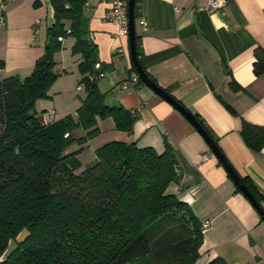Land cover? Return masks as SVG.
Listing matches in <instances>:
<instances>
[{"label":"crops","instance_id":"1","mask_svg":"<svg viewBox=\"0 0 264 264\" xmlns=\"http://www.w3.org/2000/svg\"><path fill=\"white\" fill-rule=\"evenodd\" d=\"M207 1L136 0L138 60L158 87L202 120L230 166L263 196L264 208V146L250 150L239 133L242 121L264 126V72L255 75L253 71L254 50L264 49V0H225L218 12L229 25L207 11ZM107 7L103 0H90L86 6L89 37L104 71L97 88L107 105H121L135 119L129 132L115 129L111 118L97 119L98 134L110 133L102 144L134 142L158 153L164 150V142L173 148L179 178L167 191L186 203L201 224L196 264L215 257L228 264H264V221L237 190L204 138L141 80L130 88L122 86L137 73L132 68L128 35L104 19ZM52 13L48 0H0V80L11 75L22 79L31 73L43 53ZM61 43V50L54 54L58 76L47 98L59 97L62 106L60 111L58 106L48 110L50 120L42 114L45 122L56 114L75 113L86 96L77 67L81 57L71 53L74 38H63ZM81 90L84 96L77 101L74 91ZM69 98L72 103L63 106ZM84 133L76 131L78 136ZM77 148L72 144L66 151ZM202 154L206 160H200Z\"/></svg>","mask_w":264,"mask_h":264},{"label":"trees","instance_id":"2","mask_svg":"<svg viewBox=\"0 0 264 264\" xmlns=\"http://www.w3.org/2000/svg\"><path fill=\"white\" fill-rule=\"evenodd\" d=\"M48 1L53 24L31 73L0 80V256L21 229L30 232L0 264H196L202 227L189 206L167 191L179 178L175 152L167 142L158 153L134 142L109 141L82 168L77 155L99 133L97 119L111 118L115 129L129 132L135 118L121 105H107L97 88L100 78H90L104 71L89 37L86 0ZM69 36L74 38L71 53L81 57L77 67L86 96L73 115L41 123L34 103L47 97L57 78L54 54ZM254 56L253 71L259 75L264 49L255 48ZM77 130L85 133L78 136ZM239 133L250 150L264 146V126L242 121ZM72 144L79 148L67 152ZM238 175L262 207L263 196ZM177 213L185 233L175 235L172 226L146 234L160 219L174 221ZM206 264L228 263L215 257Z\"/></svg>","mask_w":264,"mask_h":264},{"label":"water","instance_id":"3","mask_svg":"<svg viewBox=\"0 0 264 264\" xmlns=\"http://www.w3.org/2000/svg\"><path fill=\"white\" fill-rule=\"evenodd\" d=\"M134 5L135 0H127V24H128V39H129V48L132 63L135 67V71L139 79L152 90H154L159 96L168 101L172 106H174L178 111H180L187 120L194 126V128L200 133V135L204 138L206 143L208 144L210 150L219 160L221 165L225 168L229 177L238 188V190L247 198V200L252 204L260 218L264 221V209L260 206V204L254 199L252 193L249 191L245 183L242 181L241 177L237 174V172L230 166L227 162L224 155L221 153L214 139L208 134V132L204 129V127L198 122V120L194 117V115L188 111L184 106H182L179 102H177L172 96H170L164 89L158 87L156 83L149 77V75L144 71L140 62L138 60V56L136 54V39H135V25H134ZM213 16L215 18L221 19L229 25V22L223 19V15L221 13L214 12ZM61 39V38H59ZM36 118L41 122L45 123L43 115L39 114ZM30 235V232L23 228L21 231L12 239L8 240L7 247L3 251L0 256V261H4L10 257V255L17 249L18 245L24 242V240Z\"/></svg>","mask_w":264,"mask_h":264},{"label":"rangeland","instance_id":"4","mask_svg":"<svg viewBox=\"0 0 264 264\" xmlns=\"http://www.w3.org/2000/svg\"><path fill=\"white\" fill-rule=\"evenodd\" d=\"M83 96H84L83 90L74 91V97L76 98L77 101H80V99ZM39 100H41V102H39ZM71 101L72 100L70 98L68 101L65 100L63 106L66 104V102L70 105L72 103ZM73 105H75V103H73L72 106H69V108H67V109H71V107H74ZM57 106H58L59 111H60L62 103H61V100L59 97H53L51 99L45 97V98L37 99L35 101L34 110H36L37 113L43 114L46 119H49V116L47 113L48 110H50L52 108L57 110ZM73 112H69V113L71 115H73L74 114ZM68 114L66 113V114H63L62 116L61 115L57 116V114H56L54 116V118L51 120L52 121L59 120ZM109 135H110L109 132L104 131V132H101L100 134H97L96 136H94V137H92L86 141L85 145L82 146L83 148L78 153V157L82 163V168H85V167L92 164V162L95 160L94 151H95L96 147L98 145L102 144L104 141H106V139H107L106 137H108ZM180 217H181V215L179 213H177L174 217L175 218L174 221L172 219H170L169 217L166 219H160L155 225H153V227H150L146 231V234L151 235L155 232H160L161 230L167 229V228L172 227V226H174V228L172 230H173V233L175 235L183 234L186 232V229H185V227H183L182 221H178V219H180Z\"/></svg>","mask_w":264,"mask_h":264},{"label":"built area","instance_id":"5","mask_svg":"<svg viewBox=\"0 0 264 264\" xmlns=\"http://www.w3.org/2000/svg\"><path fill=\"white\" fill-rule=\"evenodd\" d=\"M9 0H7L8 2ZM90 0H86L85 6L88 5ZM108 3V7L104 14V19L114 22L119 26V32L122 34H127L128 24H127V0H103ZM225 5V0H208L206 4V9L209 13H214L219 11ZM99 64L95 63L94 68H98ZM104 76L103 72H99L97 75H91V79L101 78ZM138 80V76H133L132 78L127 79L123 83L124 88H130ZM80 86H77L79 89ZM53 113V111H51ZM207 155L202 154L200 160H206Z\"/></svg>","mask_w":264,"mask_h":264}]
</instances>
